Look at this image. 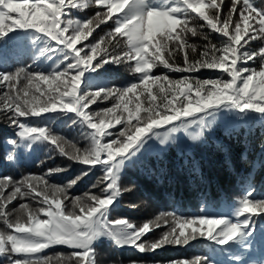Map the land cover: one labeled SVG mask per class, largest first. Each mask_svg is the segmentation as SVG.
I'll use <instances>...</instances> for the list:
<instances>
[{"label": "snow or ice", "instance_id": "1", "mask_svg": "<svg viewBox=\"0 0 264 264\" xmlns=\"http://www.w3.org/2000/svg\"><path fill=\"white\" fill-rule=\"evenodd\" d=\"M90 7L98 9L94 16L74 15L73 10ZM109 22L107 31L98 34ZM94 33L97 37L91 39ZM210 33L216 34V42ZM189 36L205 43L198 47ZM254 41L260 43L253 50L249 45ZM5 44L12 45L17 58L23 54L34 61H52L44 71L0 68L4 89L0 113L8 114L18 138L8 141L6 159L15 160L13 150L23 142L26 147L43 144L86 166L65 185L47 178L65 168L18 181L0 177V223L6 229L0 230V257L7 264H97L96 246L101 240L145 253L169 245L187 246L199 238L229 248H244L254 239L253 217L264 215V198L254 199L251 186L232 205L231 217L161 213L140 225L126 217H110L120 197L131 191L120 184L126 166L153 138L167 145L173 134L198 127V134L190 138L201 140L211 127L209 118L214 120L221 111L242 116V124L259 117L264 127V7L254 0H230L227 6L225 0H0V47ZM178 53L183 66L176 63ZM4 63L0 57V65ZM121 64H130L128 70L139 75L135 81L113 86L105 66ZM161 66L169 72L191 74L207 69L217 75L206 79L154 75L153 70ZM101 78L103 83L98 82ZM107 100L113 101L111 106L89 110ZM48 113L67 117L86 145L77 146L47 126L20 119ZM94 171L101 173L92 185L99 188V194L89 191L70 196L69 189ZM17 198L39 207L21 203L10 211L8 205ZM13 213L19 214L11 219ZM169 216L167 231L154 241L141 242L161 222L167 226ZM55 247L72 251L43 254ZM168 264L214 262L197 256Z\"/></svg>", "mask_w": 264, "mask_h": 264}, {"label": "trees", "instance_id": "2", "mask_svg": "<svg viewBox=\"0 0 264 264\" xmlns=\"http://www.w3.org/2000/svg\"><path fill=\"white\" fill-rule=\"evenodd\" d=\"M254 2L264 7V0H254ZM229 3L230 0H225L226 6ZM97 10L96 7H90L79 11V14L82 18H86L94 16ZM200 23L203 22L200 21ZM110 25L111 22L103 25L97 33L102 35ZM204 31L208 32V29ZM97 33H94L91 39H95ZM210 35L216 42L218 39L216 34L210 33ZM189 40L198 47L205 43L200 37L189 36ZM259 43L254 41L249 48L254 50ZM8 47L3 45L0 50ZM120 50H123V44ZM4 61L0 68L9 72L21 67L28 71H44L49 68L43 60L34 61L31 55L21 54L18 58L12 55ZM176 63L183 66V59L179 53L176 56ZM251 66L259 67L258 64H251ZM105 67L109 69L113 86L135 81L139 75L128 70L131 68L130 64ZM153 74H167L174 79L187 75L206 79L217 75L216 72L207 69L191 74L169 72L162 66L156 67ZM98 82L103 83V79L101 78ZM3 91V87L0 86V93ZM112 103V100L103 103L98 101L89 110L103 109L111 106ZM7 116V113H0V177L11 176L13 180L18 181L27 175L44 176L49 169L65 168L67 171L47 177L50 183L65 185L79 176L82 169L86 167L67 160L43 144L26 147L23 142H20V148L13 150L16 159L8 161L6 159L10 151L8 141L18 138L16 137L17 128L10 123ZM20 119L33 125L47 126L54 133L76 142L77 146L83 147L87 143L79 130L70 126L68 118L61 113H48L41 117H21ZM110 131H116V129ZM261 144H264V127L258 123L248 130L242 128L219 131L215 138L196 143L191 154L179 153L171 148L161 157L141 156L128 163L124 170L120 181L121 188L128 187L131 191L125 192L120 197L116 213L110 219L126 217L140 225L145 221L155 220L161 213H175L183 217L202 215L231 217L232 205L250 186L254 188V199L264 198V149L261 148ZM100 175L99 171H94L79 180L69 189V195L83 196L89 191L99 194V188H92V185L96 183ZM8 191L11 189L9 188ZM21 203H29L32 208L39 207L31 200L17 198L8 205V209L10 211L17 209ZM70 203V201L66 202L69 206ZM17 214L19 213H13L10 218L14 219ZM167 219L169 220L167 226L161 222L162 226L146 235L141 242L158 239L171 227V217ZM253 220L256 221L254 239L250 238V244L244 248L217 246L206 239L199 238L187 246L169 245L155 252L140 253L134 248L119 249L110 241L101 240L96 246L97 264H130L132 261L141 262V264H168L169 261L191 260L197 256H207L214 264H264V223L261 222L264 221V215L253 217ZM0 230H6L2 223H0ZM70 251L72 250L64 247H55L45 250L43 254ZM0 264H7L6 258L0 257Z\"/></svg>", "mask_w": 264, "mask_h": 264}, {"label": "rangeland", "instance_id": "3", "mask_svg": "<svg viewBox=\"0 0 264 264\" xmlns=\"http://www.w3.org/2000/svg\"><path fill=\"white\" fill-rule=\"evenodd\" d=\"M73 12L74 15H77L82 18L79 12H77L76 10H73ZM13 15L16 14L14 13ZM5 46L10 47H8L7 49L3 48L0 50V57H3L4 60L13 55L12 45L5 44ZM43 61L48 65L52 64V61ZM209 120L211 123V127L205 131L204 136L201 140L192 141L190 138V135L198 134V127H193L189 130V133L181 131L173 134V137L167 145H161L158 140L153 138L144 146V149L142 150V153L138 156V158L144 155H157L161 157L165 155L171 148L177 150L179 153L191 154L192 148L196 143L205 142L208 138H215L219 131L239 130L242 128L248 130L254 125L260 123L259 117H253L252 119L247 120L246 123L242 124V116L238 115L237 113L228 111H221L214 120L211 117L209 118ZM138 158H134V160H137Z\"/></svg>", "mask_w": 264, "mask_h": 264}]
</instances>
